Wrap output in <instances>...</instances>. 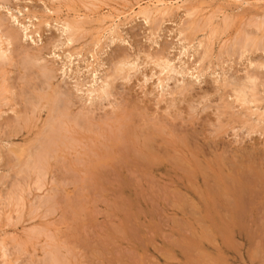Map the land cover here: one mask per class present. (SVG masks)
<instances>
[{"label": "rangeland", "instance_id": "obj_1", "mask_svg": "<svg viewBox=\"0 0 264 264\" xmlns=\"http://www.w3.org/2000/svg\"><path fill=\"white\" fill-rule=\"evenodd\" d=\"M85 1L82 4L79 0H73L74 3L72 0H0V22L4 23L0 32L12 31L18 35L17 43L9 47L8 58L0 59V243L8 248V258H3L0 244V264H46L48 252L56 248L63 264H264L261 215L256 225L244 224L238 229L227 221L214 223L215 217L224 216L226 211L222 213V208L216 205L217 210L212 212L204 201L208 186L227 179L228 165H238L242 152H250L262 158L261 161L264 159V135H246L245 128L241 127L243 122L258 123L259 114L264 113V98H261L264 97V67H258L264 65V0H164L169 3L167 6L173 5L169 13L155 14L150 22L137 16L138 9L149 6L156 11L155 3L163 0H92L89 8ZM175 2L180 10H176ZM188 7L200 11L195 9L196 15L188 12L190 17L186 14ZM131 8L138 13H132ZM118 14L125 15L116 21L118 27L114 30L112 20ZM225 17L231 20L228 21L229 29L222 23ZM208 18L214 21L209 23L211 26L205 25ZM64 20H79L81 24L75 44L68 41L69 32H63ZM30 24L32 34L29 31V38H26L23 26ZM215 25L220 35L210 34L212 38L209 33ZM186 29L189 31L180 36V30ZM185 36L193 41L186 52L182 49L187 44L183 40ZM249 39L256 40L257 50L249 49L246 43ZM206 49L210 55L199 63ZM27 54L38 58L37 64L30 67L36 78L31 76L29 84L26 80L29 74ZM71 55L73 59L69 61ZM118 57L128 59V66L131 65L124 67V71L130 69L127 77L114 81L108 99L88 94L87 88L96 87V81L100 83L101 78L114 74L120 66ZM150 58L168 59L174 71L161 73L155 60ZM44 66L53 73L50 81L38 72ZM197 68L202 70L201 75ZM95 74L98 77H94ZM251 74L260 79L256 81L259 86L257 102L241 108L231 97L230 87H221L224 79L247 82ZM159 78L172 79L165 81L162 88ZM184 84L190 85L188 92L169 93ZM56 91L70 95L72 119L79 121L89 117L94 125L88 131L81 124L78 127L73 123L68 125L66 144L58 145L55 154L58 156L53 154L49 159L48 168H51L42 176L43 188L39 189L34 169L21 168L18 164L36 145L34 143H38L42 135L39 132L44 130L49 115L47 99ZM224 101L230 106L222 108L226 105ZM128 130H132L131 133ZM130 134L140 137L135 138L138 151L143 149L146 153L148 144L154 143V156L148 161L155 163L153 171L147 170L145 164L134 170L131 167L132 171L122 163L118 150L130 144L127 138ZM64 147L68 148L65 152ZM33 152L34 157L36 151ZM19 154L24 155L18 158ZM110 157L114 160H109ZM100 161L101 167L97 164L98 168H94L93 164ZM199 167L204 170L201 176L210 180L209 184L204 178L198 181L194 175H189ZM21 169L24 173L20 176ZM184 183L191 195L184 190ZM212 213L216 215L213 217ZM233 230L242 233L235 235Z\"/></svg>", "mask_w": 264, "mask_h": 264}, {"label": "bare ground", "instance_id": "obj_2", "mask_svg": "<svg viewBox=\"0 0 264 264\" xmlns=\"http://www.w3.org/2000/svg\"><path fill=\"white\" fill-rule=\"evenodd\" d=\"M3 1V0H2ZM6 1V0H5ZM62 1V0H61ZM80 1V3H82V1L81 0H79ZM87 1L88 0H86L85 2H86V4H89L88 5V7L87 8H89V6H91L92 5V2H90V1H92V0H89L88 1V3H87ZM93 1H95V0H93ZM97 1V0H96ZM134 1V0H133ZM175 1V0H174ZM183 1V0H182ZM231 1H233V0H231ZM235 1V0H234ZM237 1V0H236ZM245 1V0H244ZM72 2H73V0H72ZM76 2H77V0H76ZM75 2V3H76ZM84 2V3H85ZM97 2H99V0L97 1ZM97 2H95V4L97 3ZM165 2H167V1H157V3H155V4H157L156 5V8H157V10L156 11H152L153 9H150L149 8V6L148 7H145V8H140L139 7V5H138V7L140 8V10L138 9V11H139V13L138 12H135L134 10H133V8H135V4L133 5V3H132V5L134 6L133 8H131L130 9V11L132 12V13H138V15L137 16H141V17H143L144 18V20L145 21H149L150 22V20L152 19V17L154 16L155 17V14H156V16H157V14L158 13H160V14H165V13H169L168 12V10H170L171 9V7L173 6H167L169 3H165ZM223 2V1H222ZM240 2V1H239ZM262 2V1H261ZM5 3V2H4ZM57 3H60V2H57ZM70 3V2H69ZM74 3V2H73ZM94 3V2H93ZM172 3V2H171ZM176 3V2H175ZM181 3V2H180ZM236 3V2H235ZM260 3V2H259ZM8 4V3H7ZM64 3H62V5H63ZM83 4V3H82ZM94 4V5H95ZM137 4H139V3H137ZM136 4V5H137ZM155 4H154V2H153V5L155 6ZM167 4V5H166ZM174 4V3H173ZM182 4V3H181ZM222 4V3H221ZM238 4V3H237ZM61 5V4H60ZM94 5L92 6V7H94ZM150 5V4H149ZM153 5H151L152 7H153ZM86 6V5H85ZM245 6V5H244ZM97 7V5L95 6V8ZM125 7H126V5H125ZM144 7V6H143ZM179 4L177 5V3H176V10H180L181 8L179 7ZM182 7V6H181ZM154 8V7H153ZM165 8V9H164ZM182 8H184V7H182ZM189 8V7H188ZM164 9V10H163ZM190 9V8H189ZM187 9L188 11H187V15L190 13L191 15L192 14H194V15H196L195 13H193V12H196L197 13V11L195 10V9H197V8H195L194 9V7H193V9ZM16 10V9H15ZM94 10V9H93ZM155 10V9H154ZM198 10V9H197ZM202 10V9H201ZM48 11V10H47ZM75 11V10H74ZM129 11V12H130ZM198 11H200V10H198ZM19 12V11H18ZM49 12V11H48ZM87 12V11H86ZM130 12V13H131ZM189 12V13H188ZM53 13V12H52ZM103 13V12H102ZM75 14V13H74ZM126 14V13H125ZM125 14H118V15H116L115 16V18L112 20V24H113V26L111 25V28L113 27V29L114 30H116V27H118V24L116 23V21H120L121 20V17H123V15H125ZM22 15V14H21ZM55 15V14H54ZM132 15V14H131ZM130 15V16H131ZM11 16H13V15H11ZM84 16V15H83ZM112 16H114V15H112ZM127 16V15H126ZM137 16H135V17H137ZM188 16H190V15H188ZM14 17H16V16H14ZM191 17V16H190ZM224 17V16H223ZM13 18V17H12ZM81 17H78V19H80ZM109 18V17H108ZM124 18H125V16H124ZM14 19V18H13ZM17 19V18H16ZM14 20V22H18V24L20 25V23H19V21L18 20ZM27 19V18H26ZM154 19V18H153ZM152 19V20H153ZM202 19V18H201ZM211 18H208V20L209 21H205V25L206 26H209L210 24H213L212 22H214L212 19H213V17H212V19L210 20ZM226 19V20H225ZM44 20V19H43ZM223 20V19H222ZM224 22L222 21V23H223V25L225 26V28H227L228 27V29L230 28V25L231 24H228V21L230 20L228 17L226 18H224ZM36 21V20H35ZM104 21V19L102 20V23H104L103 22ZM106 21H107V19H106ZM109 21V20H108ZM118 21V22H119ZM212 21V22H211ZM231 21V20H230ZM234 21V20H233ZM27 22V21H26ZM64 23L62 24L63 25V27H64V29H63V32L64 31H67V34H68V32H69V42H71L72 44L74 43V41H75V37H76V33L77 32H79V29H80V27H81V24H79L78 22H79V20L76 22V21H63ZM88 22V21H87ZM111 22V21H110ZM200 22V21H199ZM211 22V23H210ZM32 23V22H31ZM81 23V22H80ZM101 23V24H102ZM202 23V22H201ZM210 23V24H209ZM220 23V22H219ZM257 23V22H256ZM264 23V22H263ZM2 24H4V23H2ZM1 24V22H0V31H1V27L3 26ZM39 24V23H38ZM92 24V23H91ZM200 24V23H199ZM22 25V24H21ZM93 25V24H92ZM149 25V24H148ZM194 25V23L192 24V26ZM201 25H203V24H201ZM222 25V28H224V26ZM263 25V24H262ZM31 24L30 25H27V26H23V28H24V31L26 32V38H29V31L30 30H32L31 29ZM191 25H190V27H192ZM211 26V25H210ZM219 26V25H218ZM35 27H36V25H35ZM47 27V26H46ZM198 28H199V26H197ZM205 27V26H204ZM204 27H203V30L202 29H200V30H202V31H205L204 30ZM216 25H215V29H216ZM221 27V26H220ZM33 28V27H32ZM104 28V27H103ZM110 28V27H109ZM196 28V27H195ZM194 28V29H195ZM211 28V27H210ZM213 28H214V25H213ZM219 28V27H218ZM214 29V30H211L210 32H212V33H209V36H211L212 37V35H213V37L214 36H218V35H220V34H218L219 33V29ZM225 28H224V32L227 30H225ZM82 29V28H81ZM113 29L111 30V32H114L113 31ZM197 29V28H196ZM207 29V28H206ZM209 29V28H208ZM207 29V30H208ZM212 29V28H211ZM61 30V29H60ZM223 29H221V31L220 32H223L222 31ZM82 31V30H81ZM187 31H189L188 29H186V30H180V32H179V34H180V36H182V35H184V33L185 32H187ZM191 32H193V31H197V30H190ZM24 32V33H25ZM28 32V33H27ZM209 32V31H208ZM218 32V33H217ZM223 32V33H224ZM227 32V31H226ZM34 33V32H33ZM194 33V32H193ZM217 33V34H216ZM30 34H32L31 33V31H30ZM204 34H206V33H204ZM210 34H212V35H210ZM215 34V35H214ZM222 34V33H221ZM41 35V34H40ZM84 35V34H83ZM243 35V34H242ZM261 35V34H260ZM263 35V34H262ZM208 36V37H209ZM248 36V35H247ZM251 36V35H250ZM31 37V36H30ZM211 37H209L208 39H210ZM212 37V38H213ZM80 38H81V36H80ZM220 38V37H219ZM247 38V37H246ZM234 39V38H233ZM18 40V35H16L15 34V32L13 33L12 31L10 32H7L6 31V33L5 32H0V59H2V58H8V55H7V53H8V51H9V47L11 46V45H13L14 43H15V41H17ZM185 42H187V44H185L183 47H182V49L186 52V51H188L189 50V46L191 45V44H193V41H190V37L188 38L187 36H185L184 37V39H183ZM182 40V41H183ZM207 40V39H206ZM211 40H213V39H210V41ZM216 40V39H215ZM102 41V40H101ZM234 41V40H233ZM250 41V42H249ZM20 42V41H19ZM209 42V41H208ZM215 42V41H214ZM17 43V42H16ZM15 43V44H16ZM68 43V42H67ZM70 43V44H71ZM197 43V42H196ZM229 43V42H228ZM227 43V44H228ZM246 43H248V45H249V49L251 48L252 50H257V48H258V46H257V42H256V40H254V39H249ZM20 44V43H19ZM62 44V43H61ZM69 44V43H68ZM75 44V43H74ZM97 44H99V43H97ZM182 44V43H181ZM233 44V43H232ZM40 45V44H39ZM43 45V44H42ZM197 45V44H196ZM222 45V44H221ZM239 45V44H238ZM36 46V45H35ZM86 46V45H85ZM97 46H99V45H97ZM112 46V45H111ZM198 46H202V43H199V45ZM204 46V45H203ZM247 45H245L244 47H246ZM36 47H38V46H36ZM193 47H195V44H194V46ZM197 47V46H196ZM206 47V46H205ZM208 47V46H207ZM224 47V46H223ZM231 47V46H230ZM232 47H234L233 45H232ZM248 47V46H247ZM264 47V46H263ZM220 48V47H219ZM16 49V48H15ZM15 49H13V50H15ZM58 49V48H57ZM106 49V48H105ZM29 50V49H28ZM35 50V49H34ZM222 50V49H221ZM16 51V50H15ZM68 51V50H67ZM94 51V50H93ZM231 51V50H230ZM208 52H209V50H205L202 54H203V56H201L200 57V60H199V63H201V62H204V59H205V57L207 58L209 55H208ZM236 52V51H235ZM241 52V51H240ZM246 52V51H245ZM64 53V52H63ZM75 53V52H74ZM95 53V52H94ZM104 53H105V51H104ZM103 53V54H104ZM182 53V52H181ZM225 53V52H224ZM180 54V53H179ZM244 54V52L242 53V55ZM208 55V56H207ZM224 55V54H223ZM19 56V55H18ZM216 56H217V54H216ZM232 56V55H231ZM190 57H191V55H190ZM245 57V56H244ZM26 58L28 59V63L26 64V69H28V71H29V74L27 75L26 74V72H25V74L27 75L26 76V80L28 79V84H29V78L31 77V76H33L34 74H33V72L31 71V68L30 67H32L33 66V63H35V64H37V59H36V57L34 56V55H29V54H27L26 55ZM71 58L73 59V57H72V55L71 56H69L68 57V60L69 61H72L71 60ZM148 58V57H147ZM23 59V58H22ZM78 59V58H77ZM151 60L152 59H154V58H150ZM170 59V58H169ZM213 59V58H212ZM243 59V58H242ZM9 60H11V58H9ZM155 61H154V64L157 66V67H160V69H161V73L162 72H167V74H169L170 72H172V71H174V69H173V67H172V62L171 61H168V59L167 60H164V58L163 59H161V58H156V59H154ZM26 61V60H25ZM116 61V60H115ZM4 62V61H3ZM117 63L118 64H120V66L118 67L117 65H116V62H115V66H117L116 67V69L114 70V74H109V75H106V77H103V78H101V80H99V81H101L100 83H98V81H96L95 83H96V87L95 86H93V88H92V86L90 87V88H87V90H86V92L88 93V94H90V95H93V94H97L98 95V97L101 99V98H109L110 96H111V94H112V89H113V85H114V81L115 80H117V79H119V78H126L127 77V75H128V73H129V70H127V71H124V69L126 68L125 66L127 65L128 66V63H129V61H128V59H125V58H122V57H118V59H117ZM136 63V62H135ZM206 63V62H205ZM227 63V62H226ZM23 64V63H22ZM88 64V63H87ZM214 64V63H213ZM225 64V63H224ZM259 64V63H258ZM28 65V66H27ZM32 65V66H31ZM65 65V64H64ZM199 65V64H198ZM251 65H253V64H251ZM88 66H92V65H88ZM86 67V69H88L89 67ZM131 65L129 64V66L128 67H130ZM132 66H135V65H132ZM210 66V65H209ZM23 67V66H22ZM36 67V66H35ZM114 67V66H113ZM125 67V68H124ZM136 67V66H135ZM139 67V66H138ZM156 67V68H157ZM222 67V66H221ZM220 67V68H221ZM252 67V66H251ZM254 67V66H253ZM258 67H264V65L263 64H259L258 65ZM19 68V67H18ZM133 67H131V70H134L135 71V69H132ZM195 68H196V66H195ZM194 68V69H195ZM228 68V67H227ZM67 69V68H66ZM94 69V68H93ZM180 69V68H179ZM191 69V68H190ZM189 69V70H190ZM197 69H199V68H197ZM232 69V68H231ZM112 70V69H111ZM184 70V69H183ZM5 71V70H4ZM185 71V70H184ZM207 71V70H206ZM38 72H40L42 75H43V78L45 79L46 78V80L47 81H50L51 79H52V72H50V70L47 68V67H40V69L38 70ZM95 73H96V69H95V71H94ZM110 72V71H109ZM123 72H125L124 74H123ZM195 72V71H194ZM199 75H201L200 73L202 72V70L201 69H199ZM23 73H24V71H23ZM52 73V74H51ZM63 73V72H62ZM185 73H186V71H185ZM184 73V74H185ZM197 73V72H196ZM195 73V74H196ZM203 73V72H202ZM215 73V72H214ZM25 74L23 75V76H25ZM106 74V73H105ZM177 74H179V73H177ZM182 74V73H181ZM213 74V73H212ZM255 74V73H254ZM83 75V74H82ZM172 75V74H171ZM186 75H187V73H186ZM193 75V74H192ZM191 75V76H192ZM228 75V74H227ZM246 75V74H245ZM252 75V74H251ZM258 75H260V74H258ZM9 76V75H8ZM36 76V75H35ZM97 76V74H95V76L94 77H96ZM104 76V75H103ZM180 76V75H179ZM197 76V75H196ZM256 76V75H255ZM255 76H248L247 77V82H240V80L238 81V80H232L231 79V82L229 81L230 79H224V83H223V86L221 87V88H229L230 87V92H231V97H233L234 98V102H237V103H239L240 104V106H241V108L243 107H245L246 108V106H248L250 103H256L257 102V99H256V95H257V93H258V87H257V84H256V81H257V79H259V78H257L256 79V77ZM22 77V76H21ZM34 77V76H33ZM98 77V76H97ZM102 77V76H101ZM131 77V76H130ZM168 77H169V75H168ZM24 78V77H23ZM34 78H36V77H34ZM37 78H38V76H37ZM221 78V77H220ZM224 78H226V77H224ZM235 78V77H234ZM43 79V80H44ZM94 79V78H93ZM100 79V78H99ZM172 78H168L167 79V81H170ZM3 80V79H2ZM176 80V79H175ZM185 80V79H184ZM260 80V79H259ZM5 81V80H4ZM39 81V80H38ZM90 81V80H89ZM166 81V79L164 78V79H162V78H159V85L163 88V86L165 87V85L163 84L164 82ZM166 81V82H167ZM216 81V80H215ZM41 82V81H40ZM179 82V81H178ZM188 82V81H187ZM214 82V81H213ZM259 82V81H258ZM54 83V82H53ZM86 83V82H85ZM158 83V82H157ZM217 83V82H216ZM219 83V82H218ZM45 84V83H44ZM90 84V83H89ZM167 84V83H166ZM263 84V83H262ZM13 85V84H12ZM85 86L87 85V84H84ZM83 85V86H84ZM208 85V84H207ZM218 85V84H217ZM159 86V87H160ZM168 86V85H167ZM182 86V85H181ZM261 86V85H260ZM264 86V85H263ZM32 87H33V85H32ZM31 87V88H32ZM40 87V86H39ZM77 87H78V85H77ZM160 87V88H161ZM190 87V85L189 84H187V85H185L184 84V87H181V88H175L176 90H174V91H172L171 90V92H169L171 95H173V94H176L177 93V91L178 92H188V88ZM8 88V87H7ZM35 88H36V86H35ZM34 88V89H35ZM55 88V87H54ZM86 88V87H85ZM168 88V87H167ZM220 88V89H221ZM2 89V88H1ZM17 89V88H16ZM166 89V88H165ZM9 90V89H8ZM7 90V91H8ZM63 90H65V89H63ZM77 90H79V89H77ZM180 90V91H179ZM264 90V89H263ZM33 91V90H32ZM39 91V90H38ZM45 91V90H44ZM43 91V92H44ZM29 92V91H28ZM34 92V91H33ZM51 92H52V90H51ZM115 92V91H114ZM8 93V92H7ZM30 93V92H29ZM46 94V93H45ZM71 94V93H70ZM227 94V93H226ZM262 94V93H261ZM10 95V94H9ZM16 95V94H15ZM25 95V94H24ZM87 95V94H86ZM183 95V94H182ZM205 95H206V93H205ZM222 95V94H221ZM85 95L83 94V97H84ZM187 96H189V95H187ZM208 96V95H207ZM227 96V95H226ZM258 96V95H257ZM47 97H48V95H47ZM72 97V96H71ZM1 98H3V97H1ZM93 98V97H92ZM222 98L223 97H221V101H222ZM261 98H264V97H261ZM98 99V98H97ZM218 99V98H217ZM6 100V99H5ZM5 100H4V102H5ZM38 100V99H37ZM94 100V99H93ZM184 100V99H183ZM225 100V99H224ZM259 100V99H258ZM15 101V100H14ZM13 101V102H14ZM42 101V100H41ZM97 101V100H96ZM115 101V100H114ZM186 101V100H185ZM34 102V101H33ZM37 102V101H36ZM94 102V101H93ZM225 102V101H224ZM260 102H262V101H260ZM37 103H40L39 102V100H38V102ZM179 103V102H178ZM194 103V102H193ZM226 103V102H225ZM70 104H71V100H70V95L69 94H67L66 92H61V91H56L55 92V94L53 95V96H50L48 99H47V105H48V108H49V115H48V118H47V121H46V125L45 126H43L44 128H42V129H44L42 132H39V134L41 133L42 135L40 136V139L38 138V140H37V142L38 143H34V147L32 146V148L29 150V152L27 151V154H26V157L25 158H27L26 160H24L23 159V161H20L19 162V164L18 165H21V168L22 167H26V168H28V169H34V171L36 172V176H37V184H38V187L37 188H39V189H41V188H43L42 186H41V180L43 179L42 178V176L45 174L46 175V173H47V171H48V169L49 168H51V167H49L48 168V166L51 164H49V159L53 156V154H54V156L55 157H57L55 154L57 153L56 152V148H57V146L58 145H60V147H61V145H63V144H66V140H67V137L65 136V134L67 133V130H68V125H70V124H75L76 125V127H78L80 124H81V126L84 128V129H87V131L90 129V128H92V126L94 125L93 124V122H91V121H93V120H91V119H88L89 117H87V118H85L84 120L83 119H80L79 121H81V122H79V121H77L75 118L74 119H72V110H71V108H70ZM110 104V103H109ZM186 104V103H185ZM7 105V104H6ZM15 105V104H14ZM42 105V104H41ZM46 105V106H47ZM96 105V104H95ZM257 105V104H256ZM255 105V106H256ZM262 105V104H261ZM34 106H35V104H34ZM36 106H37V104H36ZM43 106V105H42ZM72 106V105H71ZM228 106H230V104H228V103H226V105H223L222 106V108H226V107H228ZM260 106V105H259ZM25 107V106H24ZM32 107V106H31ZM31 107H29V108H31ZM37 108V107H36ZM168 108V107H167ZM190 108V107H189ZM16 109V108H15ZM14 109V110H15ZM33 109V108H32ZM32 109H31V111H32ZM42 109H44V107L42 108ZM236 109V108H235ZM5 110V109H4ZM3 110V111H4ZM20 110V109H19ZM204 110V109H203ZM238 110V109H237ZM17 111V110H16ZM231 111V110H230ZM240 111V110H239ZM256 111V110H255ZM33 112V111H32ZM246 112V111H245ZM261 112V111H260ZM237 113V112H236ZM257 114H258V112H256ZM23 114V113H22ZM238 114H239V112H238ZM248 114V113H247ZM14 115V114H13ZM25 115V114H24ZM77 115H79V114H77ZM81 115V114H80ZM135 115V114H134ZM82 116V115H81ZM84 116V115H83ZM227 116V115H226ZM240 116V115H239ZM242 116V115H241ZM5 117V116H4ZM22 117V116H21ZM25 117V116H24ZM29 117V116H28ZM79 117V116H78ZM77 116H76V118H78ZM85 117V116H84ZM95 117V116H94ZM23 118V117H22ZM123 118V117H122ZM127 118V117H126ZM125 118V119H126ZM240 118V117H239ZM238 118V119H239ZM20 119V118H19ZM222 119V118H221ZM246 119V118H245ZM248 119V118H247ZM24 120V119H23ZM91 120V121H90ZM95 120V119H94ZM128 120V119H127ZM126 120V121H127ZM19 121V120H18ZM17 121V122H18ZM28 121V120H27ZM143 121V120H142ZM247 121V120H246ZM255 121V120H254ZM258 123H254L253 122V124L250 122V124H248V122H243L242 123V125H241V127H243V129L245 128V133H247L246 135H254V133H259V135L261 134V135H264V113H262V114H259V116H258ZM16 122V123H17ZM6 123V122H5ZM21 123V122H20ZM33 123V122H32ZM38 123H39V121H38ZM37 123V124H38ZM261 123L263 124L262 126H261ZM40 124V123H39ZM127 124V123H126ZM238 124V123H237ZM17 125V124H16ZM74 125V126H75ZM78 125V126H77ZM128 125V124H127ZM1 126H2V124H1ZM19 126V125H18ZM71 126V125H70ZM109 126V125H108ZM124 125H122V127H123ZM131 126V125H130ZM129 126V127H130ZM142 126V125H141ZM7 127V126H6ZM12 127V126H11ZM37 127V126H36ZM95 127V126H94ZM238 127V126H237ZM241 127L239 128V129H241ZM14 128H15V126H14ZM102 128V127H101ZM105 128V127H104ZM13 129V128H12ZM18 129V128H17ZM29 129V128H28ZM79 129V128H78ZM93 129V128H92ZM130 129V128H129ZM237 129V128H236ZM117 130H119V129H117ZM233 130H235V128H233ZM69 131V130H68ZM93 131V130H92ZM129 131V130H128ZM130 131H132V130H130ZM129 131V133H131ZM144 131V130H143ZM149 131H151V130H149ZM12 132V131H11ZM15 132H17L16 130H15ZM18 132H20V131H18ZM72 132V131H71ZM94 132V131H93ZM102 132V131H101ZM104 132V131H103ZM106 132V131H105ZM122 132V131H121ZM155 132V131H154ZM153 132V133H154ZM70 133V132H69ZM90 133V132H89ZM152 133V134H153ZM8 134V133H7ZM28 134V133H27ZM68 134V133H67ZM85 134V133H84ZM117 134H120V133H117ZM140 134V133H139ZM109 135V134H108ZM133 134H130V135H128L127 136V138L129 139V141H130V144L129 145H127L125 148H123V149H121V150H118V151H120V159H122L121 161H123L122 163L125 165V166H127V168L128 167H130V169H131V167H133L132 169L134 170V167H136V168H140V166H144V164H145V168L147 169V170H152V167L154 166V164L153 163H150V162H148L149 160L151 161V157L152 156H154V154H153V152L152 151H155V149L156 148H154V143L153 144H148V146H147V151L148 152H146L145 153V151L143 152V149L141 150V151H138L137 150V145H136V141H135V136L134 135H136V133L132 136ZM146 135V134H145ZM154 135V134H153ZM20 136H21V134H20ZM38 136V135H37ZM43 136V137H42ZM45 136V137H44ZM111 136V135H110ZM156 135H154V137H155ZM235 136H236V134H235ZM42 137V138H41ZM152 137V138H151ZM24 138V137H23ZM30 138V137H29ZM69 138V137H68ZM71 138V137H70ZM77 138H80V137H77ZM101 138V137H100ZM110 138V137H109ZM140 137H138V138H136V139H139ZM144 138V137H143ZM150 138L151 139H153V136H151V133H150ZM75 138L73 137V140H74ZM34 140V139H33ZM70 140L71 139H69V142H70ZM155 140V139H154ZM188 140V139H187ZM7 141V140H6ZM9 141V140H8ZM125 141V140H124ZM145 141H148V140H146L145 139ZM151 141V140H150ZM153 141V140H152ZM164 141V140H163ZM201 141V140H200ZM117 143L119 142V141H116ZM186 142H188V141H186ZM11 143V142H10ZM9 143V144H10ZM72 143V142H71ZM77 143V142H76ZM128 143V142H127ZM145 143V142H144ZM189 143V142H188ZM74 144H75V142H74ZM139 144V143H138ZM141 144V143H140ZM139 144V145H140ZM143 144V143H142ZM15 145H17V144H15ZM80 145V144H79ZM146 145V144H145ZM153 145V146H152ZM156 145V144H155ZM217 145V144H216ZM10 146V145H9ZM23 146V145H22ZM69 146V145H68ZM67 146V147H68ZM142 146H144V145H142ZM201 146V145H200ZM66 147V148H67ZM70 147V146H69ZM107 147V146H106ZM111 147V146H110ZM140 147V146H139ZM156 147V146H155ZM189 147V146H188ZM25 148V147H24ZM30 148V147H29ZM65 147H64V152L66 151L65 149H66ZM104 148V147H103ZM160 148H161V146H160ZM196 148V147H195ZM18 149H20V148H18ZM59 149V148H58ZM68 149V148H67ZM76 149V148H75ZM87 149V148H86ZM114 149H115V147H114ZM118 149H120V148H118ZM146 149V148H145ZM159 149V148H158ZM10 150V149H9ZM24 150V149H23ZM113 150V149H112ZM17 151V150H16ZM33 151H36V153H35V156L33 157ZM81 151V150H80ZM24 152V151H23ZM96 152V151H95ZM117 152V151H116ZM140 152V153H139ZM150 152V154H148ZM14 153V152H13ZM17 153H20V152H17ZM115 153V152H114ZM12 154V153H11ZM66 154V153H65ZM92 154H93V152H92ZM136 155V156H134V158H131L132 156H130V155ZM165 154V153H164ZM213 154V153H212ZM259 154V153H258ZM13 155H15V153L13 154ZM24 155V154H23ZM23 155H16V156H19L18 158H20V157H22ZM105 155V154H104ZM227 155V154H226ZM88 156H89V154H88ZM130 156V157H129ZM204 156V155H203ZM63 157V156H62ZM85 157V156H84ZM127 157H129V158H131V159H127ZM192 157V156H191ZM96 158V157H95ZM189 158V157H188ZM193 158V157H192ZM198 158H200V156H198ZM221 158H223V157H221ZM221 158H220V160H221ZM1 159V158H0ZM17 159V158H16ZM88 159V158H87ZM110 159H112V160H114V158L113 157H110L109 158V160ZM119 156L117 157V158H115V160L118 162L119 160ZM202 159V158H201ZM262 159V158H261ZM261 159H260V157L258 158V156H256V155H254V154H252V153H250V152H247V153H245V152H242L241 153V156H240V162L238 163V165L237 164H229L228 165V167L227 168H229V175H228V178L227 179H223L222 181H224V182H222L221 181V179H220V181L218 182V183H216L215 185H213V186H208L209 188L207 189V191L205 192L206 193V196H204L205 197V202L208 204V206L209 207H211L213 210H211V209H209V210H211L212 212L214 211V209H216V205L217 206H219V207H221L222 208V213H225V211H226V213L224 214V216H222V217H218V218H216L215 217V219H214V223H215V221H222V222H225V221H227L228 222V224L229 225H232L233 227H238V229L239 228H241V226L243 227V225L245 224V225H249V224H253V225H256V223H257V221H258V215L260 214L261 215V217H260V222H261V220H264V171H262V173L260 172L262 169H263V160L261 161ZM19 160V159H18ZM31 160H33V161H31ZM89 160H90V158H89ZM155 160V159H154ZM14 161V160H13ZM104 161H105V158H104ZM107 161V160H106ZM115 161V162H116ZM34 162V163H33ZM114 162V161H113ZM114 162V163H115ZM186 162H188V161H186ZM192 162V161H191ZM33 163V164H32ZM62 163V162H61ZM100 163V164H99ZM99 163H97L96 162V164H93V165H95V167L94 168H98L97 166L98 165H100V167H101V164H102V161H100ZM108 163V162H107ZM121 163V164H122ZM198 163H199V161H198ZM98 164V165H97ZM105 164H106V162H105ZM192 164H195L194 162L192 163ZM191 164V165H192ZM204 164V163H203ZM208 164V163H207ZM220 164V163H219ZM226 164V163H225ZM31 165H33V166H31ZM104 165V164H103ZM102 165V166H103ZM114 166V165H113ZM112 166V167H113ZM156 166V165H155ZM161 166V165H160ZM203 166V165H202ZM105 167V166H104ZM159 167V166H158ZM186 168L188 167V166H185ZM221 167V166H220ZM106 168V167H105ZM157 168V167H156ZM166 168V167H165ZM190 168V167H189ZM218 168H219V165H218ZM131 169V170H132ZM154 169H155V167H154ZM172 169V168H171ZM194 168H192V170L191 171H194L193 170ZM208 169V168H207ZM223 169L224 168H222L221 170H222V175H223ZM8 170V169H7ZM128 170V169H127ZM132 170V171H133ZM138 170V169H137ZM141 170V169H140ZM139 170V172H141ZM143 170V169H142ZM145 170V169H144ZM160 170V169H159ZM162 170V169H161ZM264 170V169H263ZM95 171H97V170H95ZM103 171V170H102ZM136 171V170H135ZM146 171V170H145ZM153 171V170H152ZM155 171V170H154ZM173 171V170H172ZM186 171V170H185ZM199 171V172H198ZM18 172V171H17ZM16 172V173H17ZM112 172V171H111ZM114 172H116V171H114ZM120 172V171H119ZM200 172H201V174H204V170L203 169H201L200 167H199V169L197 168V169H195V171L191 174H189V175H194V177L198 180V181H200V178L203 180V178H204V180L203 181H205V183L206 184H209L210 183V180H206V178L205 177H202L201 176V174H200ZM208 172V171H207ZM214 172V171H213ZM218 172V171H217ZM22 173H24V169H21V170H19V173H18V175H20V174H22ZM70 173V172H69ZM97 173V172H96ZM105 173V172H104ZM136 174L138 173V172H135ZM106 174H108V173H106ZM139 174V173H138ZM187 174V173H186ZM209 174V173H208ZM211 174V173H210ZM225 174H226V171H225ZM28 175V174H27ZM120 175V174H119ZM140 175H141V173H140ZM150 175V174H149ZM188 175V174H187ZM214 175V174H213ZM21 176V175H20ZM23 176V175H22ZM112 176V175H111ZM142 176V175H141ZM205 176H207V175H205ZM212 176V175H211ZM219 176V175H218ZM45 177V176H44ZM104 178V177H103ZM102 178V179H103ZM112 178V177H111ZM214 178V177H213ZM218 178V177H217ZM45 179V178H44ZM178 179V178H177ZM196 179H194L193 178V180H196ZM20 180V179H19ZM46 180V179H45ZM104 180V179H103ZM188 180H190V179H188ZM197 180H196V182H197ZM202 180H201V182H202ZM97 181V180H96ZM45 182V181H44ZM106 182V181H105ZM104 182V183H105ZM144 182V181H143ZM193 182V181H192ZM2 183V182H1ZM213 183V182H212ZM120 184V183H119ZM123 184V183H122ZM190 184H191V181H190ZM189 184V185H190ZM195 184V183H194ZM198 184V183H197ZM35 185V184H34ZM104 185V184H103ZM146 185V184H145ZM192 185V184H191ZM120 186V185H119ZM159 186H161V185H159ZM196 186V185H195ZM205 186V185H204ZM193 187H194V185H193ZM206 187V186H205ZM142 188V187H141ZM157 188H158V186H157ZM162 188H163V186H162ZM149 189V188H148ZM155 189V188H154ZM193 189V188H192ZM200 189H201V187H200ZM147 190V189H146ZM156 190V189H155ZM184 190L186 191V193L187 194H189V195H191L192 194V192L190 191V189H189V187L184 183ZM204 190V189H203ZM162 191V190H161ZM194 191V190H193ZM198 191V190H197ZM197 191H195V192H197ZM16 193V192H15ZM161 194V193H160ZM186 194V195H187ZM196 194V193H195ZM199 193H197V195H198ZM156 196V195H155ZM166 196V195H165ZM202 196V195H201ZM21 196H19V198H20ZM199 198H200V195H199ZM9 199V198H8ZM11 199V198H10ZM22 199V198H21ZM20 199V200H21ZM154 199V198H153ZM189 199V198H188ZM14 200V199H13ZM20 200H18V201H20ZM48 200V202L50 201L49 199H47ZM198 200V199H197ZM16 201V203H17V199L15 200ZM47 201L45 202V203H48ZM51 202V201H50ZM49 202V203H50ZM137 202V201H136ZM48 203V204H49ZM52 203V202H51ZM151 203V202H150ZM203 203V202H202ZM201 203V204H202ZM1 204V203H0ZM54 204V203H53ZM133 204V203H132ZM43 205V204H42ZM19 206V205H18ZM48 206V205H47ZM52 206V205H51ZM189 206V205H188ZM126 207V206H125ZM20 208V207H19ZM51 208H54V207H51ZM185 208V207H184ZM188 208V207H187ZM190 208V207H189ZM204 209H205V207H204ZM187 210H189V209H187ZM206 210V209H205ZM217 210V209H216ZM215 210V211H216ZM183 211V210H182ZM195 211V210H194ZM218 212V211H217ZM199 213V212H198ZM185 214V213H184ZM190 214V213H189ZM193 215V214H192ZM197 215V214H196ZM212 215H213V213H212ZM216 214H214L213 215V217L215 216ZM20 216V215H19ZM159 216V215H158ZM199 216V215H198ZM18 219V218H17ZM165 219V218H164ZM204 219H205V217H204ZM203 219V220H204ZM210 219V218H209ZM22 220V219H21ZM191 220V219H190ZM207 220V219H206ZM205 220V221H206ZM211 220V219H210ZM213 221V220H212ZM17 222V221H16ZM186 222V221H185ZM207 222V221H206ZM187 223V222H186ZM10 225V224H9ZM190 225V224H189ZM220 225H221V223H220ZM8 228V227H7ZM86 228V227H85ZM92 228V227H91ZM96 228V227H95ZM234 228V229H235ZM113 229V228H112ZM35 230V229H34ZM101 230H102V228H101ZM237 230V229H236ZM36 231V230H35ZM90 231H92V230H90ZM208 231V230H207ZM233 231H235V230H233ZM240 231V230H239ZM107 232V231H106ZM228 232V230L226 229V233ZM232 232V231H231ZM117 233V232H116ZM229 234H230V232H228ZM240 233H242V232H236L235 231V235L236 234H240ZM233 234V235H234ZM244 234V233H243ZM242 234V235H243ZM38 235V234H37ZM231 236H232V234H230ZM31 236V235H30ZM30 236H28V237H30ZM44 236V235H43ZM229 237V236H228ZM233 237V236H232ZM87 238V237H86ZM89 238V237H88ZM234 238V237H233ZM244 238V237H243ZM248 238V237H247ZM82 239V238H81ZM68 241V240H67ZM3 243V242H2ZM2 243H0L1 245H2ZM85 243H87V242H85ZM89 243V242H88ZM3 244H5V243H3ZM55 244V243H54ZM91 244V243H90ZM95 246V245H94ZM48 247H50V248H52L51 246H48ZM78 247H79V245H78ZM99 247V246H98ZM1 249V248H0ZM8 248H7V246L6 245H2V251H3V258L4 257H7V253H8ZM56 250H57V248H56ZM55 249H53V250H51L50 252H48V254H47V258H46V261H45V263L46 264H63V261L64 260H62L61 259V257L58 255V253H57V251H56ZM63 250V249H62ZM1 251V250H0ZM26 251V250H25ZM85 251V250H84ZM69 252V251H68ZM96 252V251H95ZM20 254V253H19ZM1 256V257H2ZM43 256H44V254H43ZM2 258V259H3ZM8 258V257H7ZM70 258V257H69ZM74 258V257H73ZM115 259V258H114ZM5 261H6V258L4 259ZM43 260V259H42ZM242 260V259H241ZM9 261V260H8ZM43 262H44V260H43ZM118 262V261H117ZM8 263V262H7ZM9 263H10V261H9ZM11 263H13V261L11 262ZM65 263V262H64ZM14 264H18L17 262H14Z\"/></svg>", "mask_w": 264, "mask_h": 264}]
</instances>
